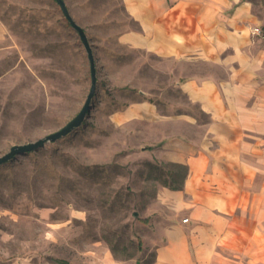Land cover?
<instances>
[{"label":"rangeland","instance_id":"obj_1","mask_svg":"<svg viewBox=\"0 0 264 264\" xmlns=\"http://www.w3.org/2000/svg\"><path fill=\"white\" fill-rule=\"evenodd\" d=\"M64 1L91 44L96 90L78 126L0 163V264H152L153 249L171 243L167 216L175 220V247L213 252L189 264H264V172L251 200L215 210L219 223L198 225L186 207L174 209L158 197L185 169L149 155L152 145L138 131L147 119L113 118L137 100L160 113L175 114V99L188 106L167 71L169 58L129 43L172 42L181 37L175 26L146 30L144 3L130 6L139 0ZM225 2L211 0L213 9L228 13ZM0 20L1 155L72 118L86 100L91 74L79 33L56 0H0ZM132 31L143 41L124 40ZM213 39L219 42V35Z\"/></svg>","mask_w":264,"mask_h":264},{"label":"crops","instance_id":"obj_2","mask_svg":"<svg viewBox=\"0 0 264 264\" xmlns=\"http://www.w3.org/2000/svg\"><path fill=\"white\" fill-rule=\"evenodd\" d=\"M143 3L146 24H151L146 30L172 24L181 37L172 42L147 38L129 43L169 58L167 71H172L169 76L188 106L175 99V114L160 113L148 101L137 100L115 111L113 118L121 122L145 117L138 131L145 138L141 142L152 145L149 155L184 167L180 187L159 188L161 200L174 209L186 207L198 225L219 223L221 215L215 210L242 207L245 198H253L264 172V40L251 34V27L264 21V4L226 0L222 8L230 7L228 13L213 9L211 0H175V6L168 0H139L130 6ZM169 9L173 12L168 17ZM213 16H218L216 26ZM3 33L0 20V36ZM143 37L132 31L124 40L143 41ZM169 217L163 221L168 223L165 233L171 243L153 249L152 264L206 261L213 254L207 246L175 247V220ZM200 232L194 225L199 244Z\"/></svg>","mask_w":264,"mask_h":264},{"label":"water","instance_id":"obj_3","mask_svg":"<svg viewBox=\"0 0 264 264\" xmlns=\"http://www.w3.org/2000/svg\"><path fill=\"white\" fill-rule=\"evenodd\" d=\"M56 1L60 5L63 14L67 17L71 25L78 31L79 36L87 51V56L90 62V74H91L90 90L81 109L65 124H63L60 128L52 132H49L48 134H45L44 136H41L35 140L26 143L12 145L7 152L0 155V163L12 158L13 156H15L20 152L36 149L37 147L42 146L47 140H55L60 136L68 133L70 130L78 126L84 120V118L88 115V112L90 110L91 99L96 90V70H95V60H94L92 47L84 28L73 19L65 1L64 0H56Z\"/></svg>","mask_w":264,"mask_h":264},{"label":"built area","instance_id":"obj_4","mask_svg":"<svg viewBox=\"0 0 264 264\" xmlns=\"http://www.w3.org/2000/svg\"><path fill=\"white\" fill-rule=\"evenodd\" d=\"M251 34L258 36L264 40V22L261 24L253 25L251 27ZM183 220H187V217H184Z\"/></svg>","mask_w":264,"mask_h":264},{"label":"trees","instance_id":"obj_5","mask_svg":"<svg viewBox=\"0 0 264 264\" xmlns=\"http://www.w3.org/2000/svg\"><path fill=\"white\" fill-rule=\"evenodd\" d=\"M180 166V165H179ZM181 181L177 184V185H169L170 187H172V188H175V187H180L181 186Z\"/></svg>","mask_w":264,"mask_h":264}]
</instances>
